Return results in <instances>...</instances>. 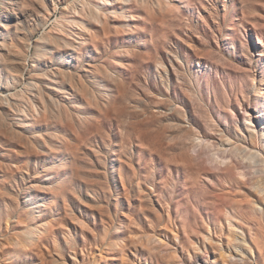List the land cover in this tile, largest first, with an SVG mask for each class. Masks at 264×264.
<instances>
[{
	"label": "rangeland",
	"instance_id": "374dc122",
	"mask_svg": "<svg viewBox=\"0 0 264 264\" xmlns=\"http://www.w3.org/2000/svg\"><path fill=\"white\" fill-rule=\"evenodd\" d=\"M239 144L264 0H0V264H225L226 211L264 249Z\"/></svg>",
	"mask_w": 264,
	"mask_h": 264
},
{
	"label": "bare ground",
	"instance_id": "6f19581e",
	"mask_svg": "<svg viewBox=\"0 0 264 264\" xmlns=\"http://www.w3.org/2000/svg\"><path fill=\"white\" fill-rule=\"evenodd\" d=\"M7 14V13H6ZM8 15V14H7ZM10 18V17H9ZM75 22V21H74ZM77 23V22H76ZM6 23L3 24L4 29H6ZM83 25V24H81ZM61 38V37H60ZM256 132V131H255ZM254 134V133H253ZM254 136V135H253ZM241 138V137H240ZM232 141V140H230ZM227 146V145H226ZM231 146V145H230ZM228 147V146H227ZM223 148H225L223 146ZM236 150H244L245 153L248 155L247 157L253 160H261L263 161V165H264V155H262V153L257 150V149H247L245 146H242L241 144L239 145H235L234 147ZM234 149V150H235ZM233 152V150H232ZM237 152V151H236ZM231 154V153H230ZM229 156V155H228ZM246 157V159H247ZM227 158V156H226ZM230 158V157H228ZM228 161V159H227ZM245 161V160H244ZM252 162V161H251ZM253 169V168H252ZM254 170V169H253ZM258 171V170H257ZM240 174L244 175V172L241 171ZM255 189L258 192V200L259 202L263 205V208L260 210L262 212H264V167L261 168L256 175V179H255ZM255 204V203H254ZM224 221L226 222L228 231L230 233H232L233 235H237L235 238L236 240H238L241 244V249H238L239 251V257L238 255L234 254V253H225L223 255V262L225 264H252V257H254V261L258 262V261H262V263L264 264V249H262L261 245H259L258 242H256V240L254 239V235L253 232L251 230V228L247 227L246 229H243L237 222H236V217H234L231 213H229L228 211H226L224 213ZM261 222V221H260ZM237 230L239 232H237ZM252 240L254 242V246H252V244L250 243V241L248 240ZM251 241V242H252ZM245 246V247H244ZM240 248V247H239ZM246 251H245V250ZM237 251V252H238ZM208 258V257H207ZM210 263H213V260L210 261ZM199 264V263H198ZM206 264V263H205Z\"/></svg>",
	"mask_w": 264,
	"mask_h": 264
}]
</instances>
